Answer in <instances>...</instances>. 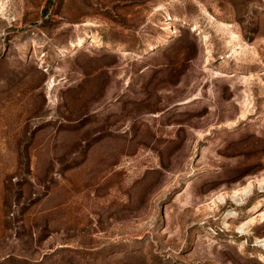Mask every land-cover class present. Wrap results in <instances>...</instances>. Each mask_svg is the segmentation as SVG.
Masks as SVG:
<instances>
[{
  "label": "rangeland",
  "instance_id": "374dc122",
  "mask_svg": "<svg viewBox=\"0 0 264 264\" xmlns=\"http://www.w3.org/2000/svg\"><path fill=\"white\" fill-rule=\"evenodd\" d=\"M0 264H264V0H0Z\"/></svg>",
  "mask_w": 264,
  "mask_h": 264
}]
</instances>
